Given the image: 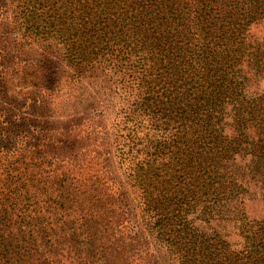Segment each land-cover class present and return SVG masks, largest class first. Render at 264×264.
I'll return each mask as SVG.
<instances>
[{
	"label": "trees",
	"instance_id": "16d2710c",
	"mask_svg": "<svg viewBox=\"0 0 264 264\" xmlns=\"http://www.w3.org/2000/svg\"><path fill=\"white\" fill-rule=\"evenodd\" d=\"M194 2L195 21L187 0H67L82 6L81 37L93 45L81 47L87 59L110 40H130V53L146 49L158 68L150 85L160 90L149 87L153 91L133 109L154 122V131L170 136L152 142L131 174L156 237L179 264H264V216H235L244 223L239 249L188 218L196 204L208 202L214 210L213 202L242 195L231 163L242 152L252 156L264 198V97L246 95L241 66L246 59L264 75V37L245 42L249 26L264 21V0ZM194 29L208 49L196 48ZM35 66L30 84L26 65L19 80L27 95L39 96L44 67ZM102 119L98 112L96 120L72 118L41 128L0 120V264H158L117 180L118 155ZM226 126L236 131L233 137ZM201 139H208V162ZM208 213L210 221L215 213Z\"/></svg>",
	"mask_w": 264,
	"mask_h": 264
},
{
	"label": "rangeland",
	"instance_id": "374dc122",
	"mask_svg": "<svg viewBox=\"0 0 264 264\" xmlns=\"http://www.w3.org/2000/svg\"><path fill=\"white\" fill-rule=\"evenodd\" d=\"M187 4L192 6L190 17L194 16L195 21L193 9L197 3L187 0ZM81 8L69 5L67 0H0V120L15 122L20 128L28 123L30 128H41L51 122L64 124L72 118L93 117L96 120L100 112L103 123L112 133L118 155L113 158V168L127 192L133 219L147 236L158 264H179L177 256L156 237L151 228L152 214L144 210L140 192L131 178L136 162L146 158V151L152 150V142L170 136L162 129L154 131V122L143 112L133 109L148 91H153L149 87L160 90L159 85H150L153 78L159 77L158 68L148 58L146 49L138 48V55L131 54L126 47L130 40H110L102 45L96 56L87 59L81 47L93 45L83 42L81 37ZM192 36L196 48L208 49V40L201 43L202 35L198 30L194 29ZM263 37L264 21L252 23L245 31V42ZM245 61L241 66L246 76V95L264 97V75L251 70ZM36 63L44 67L45 89L39 96L30 95L31 92L27 95V87L23 84L32 81ZM23 65L30 68L25 74V83L19 80L22 72L19 69ZM224 108L230 113L232 104L226 103ZM225 113L224 121L231 122L232 117ZM1 124L0 134L4 132ZM225 129L231 137L236 134L229 126ZM245 130L254 134L253 127ZM130 134L135 136L133 140ZM201 146L208 162V139H201ZM231 163L237 168L236 180L244 187L242 195L227 202L225 199L213 202L214 210H208V202L196 204L188 218L201 231L208 233L216 229L232 247L239 249L243 243L239 229L241 221L235 216L250 220L262 218L264 198L260 179L251 167V154H236ZM208 211L215 213L210 221Z\"/></svg>",
	"mask_w": 264,
	"mask_h": 264
}]
</instances>
